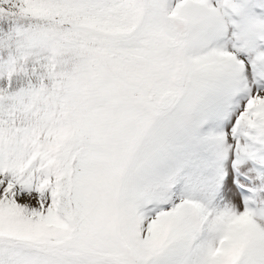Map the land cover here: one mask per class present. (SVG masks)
Returning a JSON list of instances; mask_svg holds the SVG:
<instances>
[{"label":"snow or ice","instance_id":"1","mask_svg":"<svg viewBox=\"0 0 264 264\" xmlns=\"http://www.w3.org/2000/svg\"><path fill=\"white\" fill-rule=\"evenodd\" d=\"M0 264H264V0H0Z\"/></svg>","mask_w":264,"mask_h":264}]
</instances>
